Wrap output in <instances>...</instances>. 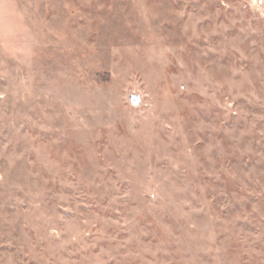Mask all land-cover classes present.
Returning <instances> with one entry per match:
<instances>
[{
    "label": "rangeland",
    "instance_id": "obj_1",
    "mask_svg": "<svg viewBox=\"0 0 264 264\" xmlns=\"http://www.w3.org/2000/svg\"><path fill=\"white\" fill-rule=\"evenodd\" d=\"M0 264H264V0H0Z\"/></svg>",
    "mask_w": 264,
    "mask_h": 264
}]
</instances>
